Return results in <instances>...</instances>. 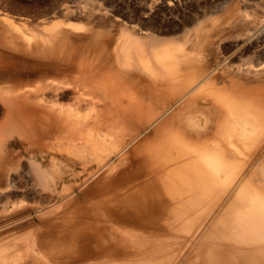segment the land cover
I'll use <instances>...</instances> for the list:
<instances>
[{"label":"bare ground","instance_id":"6f19581e","mask_svg":"<svg viewBox=\"0 0 264 264\" xmlns=\"http://www.w3.org/2000/svg\"><path fill=\"white\" fill-rule=\"evenodd\" d=\"M253 6L174 26L137 16L115 37L80 36L78 22L19 43L0 35L27 57L25 76L51 80L0 88V207L45 211L33 234L67 264H264V16Z\"/></svg>","mask_w":264,"mask_h":264},{"label":"rangeland","instance_id":"374dc122","mask_svg":"<svg viewBox=\"0 0 264 264\" xmlns=\"http://www.w3.org/2000/svg\"><path fill=\"white\" fill-rule=\"evenodd\" d=\"M119 1L123 3L120 4ZM243 1L248 2L251 5L254 4L253 8L257 9L258 11L257 16H264V0H116V1L115 0L114 1L113 0H108V1L107 0H89V1L88 0H83V1L58 0V2L57 0H0V35H4L6 38H8V40L12 42L19 43L22 41V37L24 34L29 35V33L30 34L32 33V35L33 34L36 35L37 32L39 31L40 32L43 31L45 33L46 28L52 26L54 22L62 23L63 25H61V28L64 27V29L67 27L66 23L76 24L78 22L79 25H87L89 27V30L84 29L80 31L78 33V35L80 36L85 37L89 35L90 32L92 33L94 31V32H99V34L101 35L108 32L115 37L118 35L119 30L121 28L123 29L126 28L128 31L133 32L132 26H134V24H137V21H132V20L136 19L137 16L144 17L145 15L144 19H148L151 17V16L148 17V15H152V14L154 15V13L160 12L159 13L160 18L158 17L159 22L163 20V22L165 21L164 23H169L170 20L171 22L169 26L171 25L174 26L175 24L182 25L185 24L186 22H189V20L190 21L193 20V18L196 19V18L204 17L205 15L208 14L209 7L210 10L212 8L213 9L212 11L217 12V13L215 12V16L224 18L225 16L229 15L233 4L237 2L242 4ZM61 2H63V4H61ZM58 3H60V5H57ZM83 4L86 5L88 4V5L84 6ZM89 4L91 7L89 6ZM123 4L126 5L125 9ZM155 4L159 5L158 7L162 5L161 7L164 6L165 8L163 7L164 9L161 8V11H158L159 8H156L157 6ZM81 5H83L84 7ZM170 6L171 7L173 6V8L171 9ZM81 7H83L84 9ZM130 8H132L133 11ZM61 9L62 11L65 9L64 10L66 12L65 15L61 14L62 16H60ZM81 9L83 11H81ZM192 9L195 11L198 9V11L194 12L192 11ZM84 11H86V13H84ZM116 11L119 12L116 13ZM124 11H126L128 15ZM70 14L72 15L71 19H70L71 16H69ZM249 15L252 16L251 13H249ZM161 17L165 19H161ZM112 18L114 21L112 20ZM124 18L126 21L123 20ZM176 19L177 22H174L176 21ZM186 19H188V21ZM109 23L112 24V26H110ZM11 25L14 26L19 32L10 28ZM103 27L106 28V30H104ZM176 29H174L175 31L174 36H180L181 35L180 28L179 30ZM73 40L74 38L71 36L68 39L69 42H67V44L69 45L70 43H73L74 42ZM65 48H67V45ZM24 59H27V57L24 56L20 50L12 49L0 41V88L1 89L3 87L5 89L7 86L10 87L13 85L15 86V88L21 86L23 87V89L29 90L30 88L32 89L33 87H37L41 84H46V82L51 81L50 79H46L47 77L38 79L37 81L34 76H25L24 69L26 67V63ZM37 59L38 58L33 55V57L30 60L36 61ZM39 59L37 61H40ZM31 80L32 83L30 82ZM24 81L27 82V86ZM18 82L20 84H18ZM33 82L35 85L33 84ZM0 101H2L1 98ZM0 104H1L0 128L3 132L2 127H3V122H4L3 120L5 115L3 114V116H1V114H2V109L4 110L5 107H3L4 105L3 102H0ZM0 135L3 136L4 134L3 135L0 134ZM13 136L14 138L17 137L16 135ZM23 156H24L23 160H25V157H27V155H23ZM44 193L49 195L48 191ZM30 204L31 203L25 201L24 203H22L23 206L17 208L16 206L11 205L6 210L0 207V264H40V263L67 264L63 261H59L55 259L50 253H48V250L44 246L45 245L44 241H41L39 238L34 236L33 229L38 225L40 215L46 212L44 211L42 213L39 210H37V208L31 207ZM36 210L39 212L36 213ZM38 213L41 214L39 215ZM9 259L10 261H8ZM40 260L43 262H41ZM99 263L100 261L95 264H99Z\"/></svg>","mask_w":264,"mask_h":264}]
</instances>
